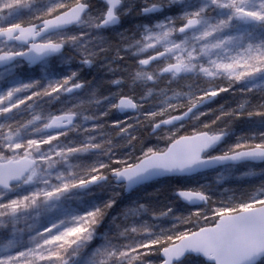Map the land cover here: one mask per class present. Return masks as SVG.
Segmentation results:
<instances>
[{"label": "snow or ice", "instance_id": "obj_1", "mask_svg": "<svg viewBox=\"0 0 264 264\" xmlns=\"http://www.w3.org/2000/svg\"><path fill=\"white\" fill-rule=\"evenodd\" d=\"M0 264H264V0H0Z\"/></svg>", "mask_w": 264, "mask_h": 264}, {"label": "trees", "instance_id": "obj_2", "mask_svg": "<svg viewBox=\"0 0 264 264\" xmlns=\"http://www.w3.org/2000/svg\"><path fill=\"white\" fill-rule=\"evenodd\" d=\"M213 177L210 175L209 177H208V179H212Z\"/></svg>", "mask_w": 264, "mask_h": 264}]
</instances>
